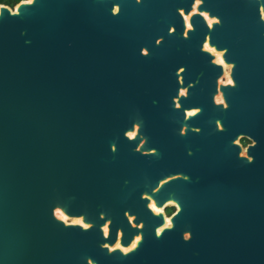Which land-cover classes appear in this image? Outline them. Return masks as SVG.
<instances>
[{"label":"water","instance_id":"1","mask_svg":"<svg viewBox=\"0 0 264 264\" xmlns=\"http://www.w3.org/2000/svg\"><path fill=\"white\" fill-rule=\"evenodd\" d=\"M0 264H264V0L0 4Z\"/></svg>","mask_w":264,"mask_h":264},{"label":"clouds","instance_id":"2","mask_svg":"<svg viewBox=\"0 0 264 264\" xmlns=\"http://www.w3.org/2000/svg\"><path fill=\"white\" fill-rule=\"evenodd\" d=\"M31 2H32V0H29V3H31ZM137 2L139 3L140 0H137ZM118 8H119V6L114 7V9H118ZM114 9H113V15H116L115 12H114ZM142 53H143V56H146V55H147L146 50H143ZM230 83H233V82L230 81ZM235 87H236V83L234 82V83H233V88H235ZM219 102H220V103H223V101H219ZM228 108H229V104H227V103L224 104V109L227 110ZM218 125H219V124H218ZM220 130L223 131V128H221ZM255 147H256V146H255ZM253 148H254V147H253ZM246 160H248L249 163L253 162V158H252L251 156H249L248 159H246ZM156 236H157L158 238L163 236V235H160V234H159V228L156 230ZM183 238H184V240H185L186 242H188V241H191L192 236H191V234L186 233V234L184 235ZM125 256H127V255H125Z\"/></svg>","mask_w":264,"mask_h":264},{"label":"flooded vegetation","instance_id":"3","mask_svg":"<svg viewBox=\"0 0 264 264\" xmlns=\"http://www.w3.org/2000/svg\"><path fill=\"white\" fill-rule=\"evenodd\" d=\"M21 1H23V0H20L19 2H21ZM18 4V3H17ZM8 6V5H7ZM15 6V5H14ZM13 6V7H14ZM10 7V6H9ZM242 145H243V147H246L247 145H248V142L247 141H242ZM175 212V209L174 208H167L166 210H165V213H166V215L168 216V217H170L173 213Z\"/></svg>","mask_w":264,"mask_h":264},{"label":"trees","instance_id":"4","mask_svg":"<svg viewBox=\"0 0 264 264\" xmlns=\"http://www.w3.org/2000/svg\"><path fill=\"white\" fill-rule=\"evenodd\" d=\"M20 0H0V4L8 5L10 7H13L17 3H19Z\"/></svg>","mask_w":264,"mask_h":264}]
</instances>
